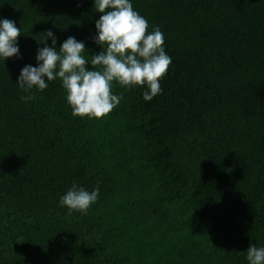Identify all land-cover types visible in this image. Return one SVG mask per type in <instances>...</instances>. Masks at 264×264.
<instances>
[{
    "label": "trees",
    "instance_id": "obj_1",
    "mask_svg": "<svg viewBox=\"0 0 264 264\" xmlns=\"http://www.w3.org/2000/svg\"><path fill=\"white\" fill-rule=\"evenodd\" d=\"M132 3L161 28L172 63L150 102L114 83L124 99L106 119L74 117L59 79L43 92L16 84L48 30L57 48L72 36L86 57L102 51L93 0H0V17L22 29V58L0 59V264H248L250 244L264 247V0ZM113 149L132 168L111 163ZM127 172L151 205L124 220ZM73 182L100 187L86 214L59 206ZM156 217L187 252H150L141 226Z\"/></svg>",
    "mask_w": 264,
    "mask_h": 264
},
{
    "label": "clouds",
    "instance_id": "obj_2",
    "mask_svg": "<svg viewBox=\"0 0 264 264\" xmlns=\"http://www.w3.org/2000/svg\"><path fill=\"white\" fill-rule=\"evenodd\" d=\"M93 3L101 15L95 22L92 40L102 51L88 58L84 54L85 43L72 36L57 48L58 38L48 30L44 33V46L37 49L36 65H25L16 82L22 92L31 93L33 89L43 92L49 82L59 79L74 117L102 118L115 109L124 97L113 92L114 83L125 89L139 86L143 101H152L162 94L160 81L172 63L161 28L149 30L148 20L134 10L132 0ZM21 33L15 21L0 17V59L22 58L18 45ZM48 40L51 46L47 45ZM34 98L21 96L22 100ZM99 194V185L89 191L73 182L60 196L59 206L67 207L69 215L75 211L86 214ZM245 258L248 264H264V247L250 244Z\"/></svg>",
    "mask_w": 264,
    "mask_h": 264
},
{
    "label": "rangeland",
    "instance_id": "obj_3",
    "mask_svg": "<svg viewBox=\"0 0 264 264\" xmlns=\"http://www.w3.org/2000/svg\"><path fill=\"white\" fill-rule=\"evenodd\" d=\"M88 39V38H87ZM89 67V65H88ZM107 117V116H106ZM104 117V118H106ZM107 119V118H106ZM105 119V120H106ZM123 147V146H122ZM114 150V149H113ZM115 152V153H114ZM127 151H122L120 150H114L111 153V158L110 161L111 163L118 164L122 163L123 166L128 168H132L134 159H128L127 160ZM121 156V157H120ZM121 161V162H120ZM125 162V163H124ZM136 173L139 172V170L135 171ZM120 175L118 179V192L116 196V203L118 205H124L125 210L124 215L120 216V218L129 219L133 218L127 212H134L133 209L136 207V203H140V205L143 206H148L151 203V197L148 194H136L135 191L132 190L130 186L131 180V175L127 172V177ZM130 175V176H129ZM151 205V204H150ZM141 210V209H139ZM122 212V211H121ZM126 212V213H125ZM136 217V216H135ZM161 217V216H160ZM136 219V218H135ZM164 220V219H163ZM163 220H160L158 217L155 219H151L148 221L143 222L144 226L142 225L141 228L145 229L144 233V239L143 241L145 242L144 245H150L152 254L158 255L164 259H171V254L172 255H178L181 256V252L178 251V248L183 249L182 251L187 252L188 248L185 246L181 245V237L179 233L175 232L174 229H171V224L168 222H164ZM139 228V230L141 229ZM146 240V241H145ZM178 245V248L177 246ZM173 252V253H172Z\"/></svg>",
    "mask_w": 264,
    "mask_h": 264
}]
</instances>
